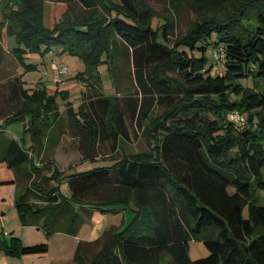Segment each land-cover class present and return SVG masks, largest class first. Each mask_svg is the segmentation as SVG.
<instances>
[{"label":"trees","instance_id":"obj_1","mask_svg":"<svg viewBox=\"0 0 264 264\" xmlns=\"http://www.w3.org/2000/svg\"><path fill=\"white\" fill-rule=\"evenodd\" d=\"M46 1L79 2L86 13L73 15L71 5L67 7L71 18L58 19L49 27L43 21ZM168 1L175 8L189 3L197 11L191 28L173 46L168 38L170 22L154 26L146 0H119L120 5L109 0H2L0 26L19 45L31 52L42 45L48 50L59 47L60 53L84 62L77 78L86 84L90 98L78 110L67 103V114L68 127L81 137L87 159L91 160L88 149L96 138L112 139L117 149L118 140L128 137L126 112L116 104V95L101 91L98 70L102 56L112 65L116 40L132 50L142 95L131 101L128 110L139 127L148 124L147 152L122 155L111 166L64 174L51 160L36 164L21 142L0 131L8 142L4 159L10 167L18 170L30 163L29 173L50 172L17 192L18 215L27 225L33 215L53 214L40 225L49 235L55 231L53 216L66 210L68 221L74 222V203L99 210L122 205L133 214L107 233L90 264H264V205L255 202L259 197L253 194V186L264 191V88L242 83L250 78L264 84V0ZM211 37L212 51L218 45L226 51L221 74L211 73L216 64L206 54L210 43L198 46ZM196 50L201 53L196 55ZM13 51L27 71L35 69L25 63V49ZM167 69L182 73L188 85L174 84ZM109 70L112 74V67ZM58 96L59 92L50 94L44 85L38 86L5 122L21 119L30 108L32 140L52 149L63 133L61 127L55 133L62 120ZM157 105L164 110L153 118ZM207 108L212 120L203 118ZM232 110L250 111L249 127L236 132V126L224 118ZM233 147H238L237 156L228 160L225 156ZM65 180L68 196L61 191ZM31 191L46 203L31 201ZM193 240L207 247L206 257L191 259ZM82 246L81 242L77 246L76 264H85ZM48 248L47 243L26 246L16 236L0 240V250L12 257L45 254Z\"/></svg>","mask_w":264,"mask_h":264},{"label":"rangeland","instance_id":"obj_2","mask_svg":"<svg viewBox=\"0 0 264 264\" xmlns=\"http://www.w3.org/2000/svg\"><path fill=\"white\" fill-rule=\"evenodd\" d=\"M108 1V0H107ZM111 3L120 5L119 0H109ZM149 7L152 9L154 13L153 17V25L157 26L160 24L167 22H170L169 27V44L173 46L175 44V41L184 36L188 30L191 28L194 19L197 16V11L194 9L191 4L184 3L178 7H173L168 0H146ZM74 9L73 15H78L79 17H83L85 15V10L83 6L79 2H74L71 4ZM71 5H67L66 3H59V2H45L44 5V16L43 21L46 26L51 27L58 19L61 18H69L70 14L68 12V8ZM99 12V18H103L105 16V13L103 12L102 8H98ZM252 17V15H250ZM71 18V17H70ZM2 27V32L5 31L4 26ZM5 35V34H4ZM12 43H14L15 47H20L22 49H25L28 53L26 55V62L29 64H32L35 66L34 70H28L27 72V78L30 81L40 82L42 83L48 91L53 90L56 88L57 82L54 80L53 77V66L56 64H65L67 65L69 71L66 75H63L61 78V82H59L60 89L54 90V92H59V97L62 99V101H65V103H70L71 106L76 110H78L79 106L82 105V103H86L90 97V91L88 92V88L86 84L82 81H80L77 78V74L82 72L85 69L84 62L77 56L70 55L68 53H60V49L57 47H54L52 49H47L45 45H42L41 48L38 51L31 52L29 49H27L24 45H19L16 41L15 36L12 38ZM209 42L210 44L207 45L206 54L209 57L210 63L211 61V54H212V43L214 42V37L207 38V40L200 41L198 46L206 45V42ZM116 51H115V58L112 62V65L110 62L107 61V56H102L101 63L98 66V70L100 72V77L103 84V92L106 94H113L117 96L116 104L120 106L125 112L126 116V125H127V132L128 137L127 138H120L117 142V149H114L112 147V139L109 140H100L99 138H96L98 141L94 142V147H90L88 149V152L90 153L89 156H91V159H96L99 164H105L106 162L112 163L115 160H118L122 155H129L131 153H139L143 151L149 150V144L145 137V131L148 124H144V126L139 127L138 122L136 121V117L132 115V113L128 110V106L130 105L131 101L134 102L139 101L142 97L140 89L138 88L136 81H135V75H134V65L131 59V52L132 50H128L126 45L123 44L120 41L116 40ZM25 52V53H26ZM196 55H199L201 52L196 50L194 52ZM11 58V57H10ZM9 57L5 58V61H9ZM55 59V62H54ZM217 66V67H216ZM110 67H112V74L109 70ZM225 65H214L213 71L211 72L213 75L216 73L221 74L224 71ZM160 68V65H157L156 70ZM166 74L169 76L170 80L174 84L181 83L182 85L187 86L184 76L182 73H179L178 70L172 69L166 70ZM176 80V81H175ZM243 84H246L248 86H254L257 88H264V84L262 82H256L252 79H243ZM254 87V88H255ZM102 91V90H101ZM88 92V93H87ZM215 98V97H213ZM216 99V98H215ZM213 107V105H212ZM63 116L61 115L60 118H64L61 123V129H63V135H62V141H68L70 142L72 139L73 142H75L77 149L80 154H82L83 162L79 164V166L76 167V171L89 169V167L92 163L90 162V159L86 158V152L81 148V137L77 136L75 137L73 135V131L70 127H68V118L65 108L63 109ZM164 110L163 105H157L153 109L152 117H157L160 115ZM247 119V125L249 127V121L248 118H250L251 112L247 110H243L241 112ZM224 114V113H223ZM224 118L229 120V113L226 115L224 114ZM253 115V114H252ZM209 118L213 119L214 116L212 115L211 109L207 108V112L204 114L203 118ZM59 120V119H58ZM206 120V119H205ZM67 122V123H66ZM236 126V125H235ZM236 129V132L240 131L243 127L236 126L234 127ZM238 130V131H237ZM234 134V136H238V133ZM237 150L238 147H233L228 153L227 157L228 160L231 157L237 156ZM61 151V150H60ZM49 160H53L51 153L48 157ZM96 165V164H92ZM58 169V168H57ZM59 170V169H58ZM60 171V170H59ZM62 172V171H60ZM46 173V171H44ZM62 172V174H64ZM264 173V169H263ZM30 181H28L29 183ZM53 184V183H51ZM62 193L64 195L69 194V188L67 181L65 180L61 186ZM230 191H233L232 187L229 188ZM253 194L255 197H259V200L256 199L255 202L261 203L264 205V191L259 190L258 188H255L253 186ZM129 214H133L129 212ZM244 217L248 216V207L244 209L243 212ZM130 219V218H129ZM123 221V213L121 212L120 217H116L115 225L112 227H106L101 230L100 236L98 240L93 243L89 244L88 246H82L85 254V264H90L95 255L99 252V250L102 247L103 241L109 231H111L113 228L119 227L122 224ZM73 249V246L69 248V251ZM55 251V249H54ZM75 252V250H74ZM74 252H71L70 257L74 256ZM55 252H52V256H55ZM209 254V250L207 247L201 242L197 240H193L190 242V257L191 259H197L201 257H206ZM57 255V254H56ZM66 264V262L64 263ZM69 264H76L74 260Z\"/></svg>","mask_w":264,"mask_h":264},{"label":"crops","instance_id":"obj_3","mask_svg":"<svg viewBox=\"0 0 264 264\" xmlns=\"http://www.w3.org/2000/svg\"><path fill=\"white\" fill-rule=\"evenodd\" d=\"M2 20V0H0V22H2ZM13 37L14 35L7 34L6 29L2 32V27H0V131H4L6 137L9 139L21 142L27 149V152H29L30 157H32L34 162L38 165H41L43 160H49L48 157L50 153L53 158L51 161L54 162L56 168L62 172L65 171V173L80 172L99 166L113 165L116 162L115 159H112L114 160L112 163L106 162L105 164H99L96 159H91L90 162L96 165L91 164L90 166L92 167H89V169L76 171V167L83 162V160L80 161V159H82V154H80L81 152L78 151L72 139H70V142L62 141L64 132L52 149L47 150L45 146L47 143L45 142H43L42 145L36 144V142L32 140L30 132V108L27 113L22 114L21 119H16L8 123L5 122L7 118L11 117L22 108L26 94L30 95L34 89L43 85L35 81H31L30 83L28 80V71L22 66L13 51L17 48L11 41ZM59 49L61 50V48ZM27 54V52L23 54L24 61L27 58ZM6 57L11 58L9 61H5ZM25 63L29 64L26 61ZM57 89H60L59 82L56 84V88L48 91V93L53 94L54 90ZM57 104L59 105L62 116L64 108L67 113V103L62 101L59 96L57 97ZM63 119L64 118H62V120ZM61 121L56 124V134L60 132V126L63 125ZM7 145V140L0 134V240L16 236L26 246L47 243L49 248L48 252L45 254L22 255L20 257L9 256L3 250H0V264H64L65 262L69 264L74 258V256L70 257L69 254L74 252V250L76 252L80 242L83 246L95 243L100 236L101 230L106 227L114 226L116 217H120L121 212L123 213V221L129 219V212L119 204L104 205L102 207L104 209L99 210L90 206L74 203L72 206L76 212L74 222L68 221L69 214L66 210L57 216H53L52 226L55 231L52 234L48 235L40 225L53 214L47 217L46 215H33L30 217V224H22L16 208L17 192L23 187L27 188L30 186L35 177L41 178L43 175L48 176L50 172L44 170L46 173L43 171L39 175L34 172L29 173L28 171L31 170L30 163H24L18 170L10 167L4 159V156L7 154ZM31 146H33V148L30 150ZM78 162L79 164L77 165ZM28 181L30 182L28 183ZM29 198L31 201L39 204L46 203V201L39 198L32 191L29 192ZM72 229L75 230L74 233H70ZM72 246L73 249L69 251V248ZM52 252H55L57 255L55 254V256H52Z\"/></svg>","mask_w":264,"mask_h":264},{"label":"built area","instance_id":"obj_4","mask_svg":"<svg viewBox=\"0 0 264 264\" xmlns=\"http://www.w3.org/2000/svg\"><path fill=\"white\" fill-rule=\"evenodd\" d=\"M226 58V51L224 46L218 45L212 51V61L220 65L225 61ZM55 62V59H54ZM53 77L54 80L58 83L61 82V78L63 75H66L69 71L67 65L65 64H56L53 66ZM229 120L236 126L246 127L247 119L246 117L238 110H232L229 113Z\"/></svg>","mask_w":264,"mask_h":264}]
</instances>
